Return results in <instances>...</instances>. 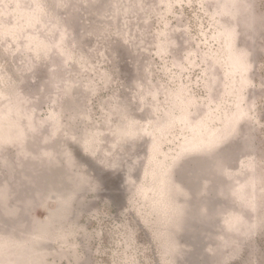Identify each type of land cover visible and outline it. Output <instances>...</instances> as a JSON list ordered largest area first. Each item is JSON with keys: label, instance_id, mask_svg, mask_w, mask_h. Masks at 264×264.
Listing matches in <instances>:
<instances>
[{"label": "rangeland", "instance_id": "1", "mask_svg": "<svg viewBox=\"0 0 264 264\" xmlns=\"http://www.w3.org/2000/svg\"><path fill=\"white\" fill-rule=\"evenodd\" d=\"M0 264H264V0H0Z\"/></svg>", "mask_w": 264, "mask_h": 264}]
</instances>
